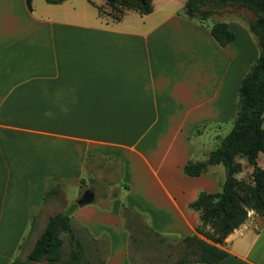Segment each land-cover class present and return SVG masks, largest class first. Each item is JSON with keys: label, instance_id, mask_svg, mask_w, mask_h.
<instances>
[{"label": "crops", "instance_id": "0c3cea01", "mask_svg": "<svg viewBox=\"0 0 264 264\" xmlns=\"http://www.w3.org/2000/svg\"><path fill=\"white\" fill-rule=\"evenodd\" d=\"M29 1L0 0V264L24 257L47 217L73 203L71 233L86 264H170L159 235L195 232L187 203L224 178L212 169L220 163L182 172L196 150L189 132L231 125L237 86L256 54L253 33L234 15L225 20L233 38L219 45L179 13L183 4L165 9L159 0L116 21L89 0ZM200 153L195 159L206 158ZM102 158L118 161L127 184L105 204L91 185L80 187ZM256 161L264 168V151ZM71 187L80 189L65 207L50 209ZM86 188L92 199L78 204ZM249 211L213 264H264V216ZM131 234L147 241L129 245Z\"/></svg>", "mask_w": 264, "mask_h": 264}, {"label": "trees", "instance_id": "16d2710c", "mask_svg": "<svg viewBox=\"0 0 264 264\" xmlns=\"http://www.w3.org/2000/svg\"><path fill=\"white\" fill-rule=\"evenodd\" d=\"M26 4L30 7L29 0H26ZM103 5L104 7L101 4L95 5L97 14L116 21L127 10H134L139 14L148 13L152 9V0H103ZM228 5L243 7L249 11L246 24L249 31L256 36V54L249 60L237 86L230 128L218 138L205 159L188 158L182 165L183 173L197 175L206 171L209 163H220L224 169V178L219 182L216 191L199 190L187 203L189 208L197 212L198 223L194 227L195 232L176 238L159 235L156 240L159 248L167 251L164 258L169 253L175 254L170 264H180L184 261H199L204 264L217 262L227 254L219 244L246 219L249 209L264 216V168L256 161L257 154L264 151V0H184L179 13L207 27L215 41L224 45L233 38V32L227 22L214 19L207 24L204 20L215 9ZM236 156L243 157L251 166L249 181L235 176L241 167ZM55 186L53 183L47 193L53 192ZM122 188H127L125 182ZM75 205L73 203L67 209L50 214L25 256H15L7 264H36L38 261L86 264L82 246L71 233L70 210ZM62 232L67 237L66 251H63ZM132 235L129 236V245L131 242L137 241L139 245L147 241L136 239ZM130 260L133 261L132 257Z\"/></svg>", "mask_w": 264, "mask_h": 264}, {"label": "rangeland", "instance_id": "374dc122", "mask_svg": "<svg viewBox=\"0 0 264 264\" xmlns=\"http://www.w3.org/2000/svg\"><path fill=\"white\" fill-rule=\"evenodd\" d=\"M89 2L92 4H101V6L104 7L103 0H89ZM183 2L184 0H159L156 1L155 5L158 7L163 6L165 9H177L179 7H182ZM248 12L249 11L246 8L233 7L228 5L215 9L210 14V16L204 20V22L208 24L214 19L231 20L235 18L234 15H236L239 18H242L247 23L249 20ZM127 13H126L128 15L127 17L130 18V13H135V12H130V13L127 12ZM88 19H89V15H88ZM254 37L256 39L255 35ZM229 128L230 125L227 127H223L221 125L214 123L196 125L189 132V140L193 142V145L196 149L193 153V156H191V158L195 159L198 156L196 154H199L200 152H202V155L200 153V156H203L205 158L207 156L206 150L208 148L214 147L218 141V138L222 136V134L224 135V133ZM236 160H238L241 163V167L240 170L235 173V176L239 179H243L244 181H249L250 173L249 170L247 169V166L249 167V164H247L245 159L241 156H236ZM95 165L96 166L93 167V169L89 172L91 176V180H89L85 172L83 173V182H82L83 185L80 187H83L84 185H91L96 195L95 199L99 200L100 203L105 204L109 200V197L111 195L119 194L120 192H122V184L124 180L122 178H119L120 174L118 173V161L116 159L102 158L97 160ZM212 169L215 170V174L224 175L223 166L221 164H213ZM117 174L118 176H116ZM80 187H71V188H67L66 190H63L58 195L57 198L53 199V203L50 209L55 210L59 208L61 209L64 208L65 207L64 205L67 203L69 199L68 197L73 194L74 195L77 194L79 192ZM45 209L46 206L44 210ZM249 210L247 211V214L250 212ZM206 228L208 227L206 226ZM61 236L64 239L63 251H66V249L68 248L66 242L67 241L66 234L62 232ZM171 254L173 255L171 256L170 259L175 257L174 253ZM54 264H60V263L55 262Z\"/></svg>", "mask_w": 264, "mask_h": 264}, {"label": "water", "instance_id": "95a60500", "mask_svg": "<svg viewBox=\"0 0 264 264\" xmlns=\"http://www.w3.org/2000/svg\"><path fill=\"white\" fill-rule=\"evenodd\" d=\"M210 162V160H208ZM93 193L90 189L86 188L83 190L81 196L77 199L78 204L90 202L92 199Z\"/></svg>", "mask_w": 264, "mask_h": 264}]
</instances>
